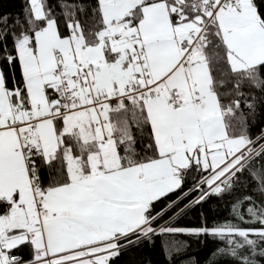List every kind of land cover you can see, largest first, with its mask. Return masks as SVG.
I'll return each mask as SVG.
<instances>
[{"label":"snow or ice","instance_id":"1","mask_svg":"<svg viewBox=\"0 0 264 264\" xmlns=\"http://www.w3.org/2000/svg\"><path fill=\"white\" fill-rule=\"evenodd\" d=\"M159 237L166 264H264V0L0 11V264H127Z\"/></svg>","mask_w":264,"mask_h":264},{"label":"trees","instance_id":"2","mask_svg":"<svg viewBox=\"0 0 264 264\" xmlns=\"http://www.w3.org/2000/svg\"><path fill=\"white\" fill-rule=\"evenodd\" d=\"M0 4L3 5L0 7V11L7 10L15 12L19 8V0H0ZM204 211L209 215L214 214V211L222 215L226 214L224 206L219 204L215 199L209 201V203L204 206ZM164 239V237L157 238L155 241V247L129 253L125 257V262H127V264H139L140 261H144V264H148V261L150 260L152 264H166L163 256ZM178 239H186V237H178ZM212 246L213 242L210 240L205 241V244L203 245L192 243L188 252L189 255H194L203 262L211 251ZM18 254L27 258L26 250L22 249Z\"/></svg>","mask_w":264,"mask_h":264},{"label":"built area","instance_id":"3","mask_svg":"<svg viewBox=\"0 0 264 264\" xmlns=\"http://www.w3.org/2000/svg\"><path fill=\"white\" fill-rule=\"evenodd\" d=\"M20 255V254H19Z\"/></svg>","mask_w":264,"mask_h":264}]
</instances>
